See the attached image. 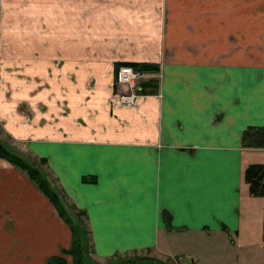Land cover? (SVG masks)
Here are the masks:
<instances>
[{
  "label": "crops",
  "instance_id": "1",
  "mask_svg": "<svg viewBox=\"0 0 264 264\" xmlns=\"http://www.w3.org/2000/svg\"><path fill=\"white\" fill-rule=\"evenodd\" d=\"M131 60L158 65L141 75L157 83L121 105L115 72ZM263 125L264 0H0V140L44 158L84 211L94 264H179L189 237L194 262L233 245L242 170L264 163L242 133ZM71 226L0 155V264H72Z\"/></svg>",
  "mask_w": 264,
  "mask_h": 264
},
{
  "label": "trees",
  "instance_id": "2",
  "mask_svg": "<svg viewBox=\"0 0 264 264\" xmlns=\"http://www.w3.org/2000/svg\"><path fill=\"white\" fill-rule=\"evenodd\" d=\"M134 67L140 71L158 69L153 61H128ZM127 63V62H126ZM157 78H141L137 82V90L141 92L148 91L147 89L154 88ZM243 142L248 141L253 144L264 143V125L263 126H251L246 128L242 133ZM247 143V142H246ZM0 155L4 156L7 160L22 168L26 174L35 182V184L47 195L50 201L59 211L60 215L69 222L72 226L73 238L67 251L72 256V264H94L89 259L84 250L82 249V236L81 229L76 226V222L71 219V213L65 206V203L61 200L59 193L51 184L46 172L32 160L25 155L21 154L17 150L6 146L0 140ZM44 158L40 157L39 161H43ZM243 182L247 183L248 191L254 195H264V163L259 161H253L247 163L243 170ZM78 211L84 215V211L78 208ZM85 233V229L83 228ZM139 258L137 261L135 259ZM118 264H167L163 259L151 257V256H124L121 258ZM49 264H66V257L63 254H54L50 257Z\"/></svg>",
  "mask_w": 264,
  "mask_h": 264
},
{
  "label": "rangeland",
  "instance_id": "3",
  "mask_svg": "<svg viewBox=\"0 0 264 264\" xmlns=\"http://www.w3.org/2000/svg\"><path fill=\"white\" fill-rule=\"evenodd\" d=\"M114 97L119 104L124 105V103L120 101L119 96L115 94ZM258 153L264 154L263 152ZM261 157L263 156L261 155ZM257 158H260V156H257ZM29 159L32 160L31 158ZM36 164L40 165L45 171H47L42 161H38ZM55 188L59 193L61 200L65 203V206L71 213V219L78 224L82 223V225H84V215L78 211V208L73 206L66 199L64 193L61 192V189L58 186H56ZM241 191L242 195L240 198V210L241 214L243 213L245 215V217H243L242 215V227L245 229H242V231L239 230L237 236L235 233H233V239H231L233 245H228L226 247L218 249L217 247H214L217 250L220 249V252H218L217 256L213 259L214 261L204 260V262H194L190 259V255H194V251L198 250L196 248L198 244L195 243L197 242V238L189 237L184 243V247L181 249V252L178 254L179 264H264V241H260L257 243L259 239L258 237L264 238V195L250 194L246 182H243ZM222 233H217L216 235H211L210 237L207 236L205 238L230 240L231 236L228 237L227 233ZM203 248L209 249L206 243ZM120 256L121 255L119 254L118 257ZM138 259L139 258L135 259V261H137Z\"/></svg>",
  "mask_w": 264,
  "mask_h": 264
},
{
  "label": "built area",
  "instance_id": "4",
  "mask_svg": "<svg viewBox=\"0 0 264 264\" xmlns=\"http://www.w3.org/2000/svg\"><path fill=\"white\" fill-rule=\"evenodd\" d=\"M141 72L131 64L121 63L116 71V95L124 104H132L140 94L137 89V80Z\"/></svg>",
  "mask_w": 264,
  "mask_h": 264
}]
</instances>
